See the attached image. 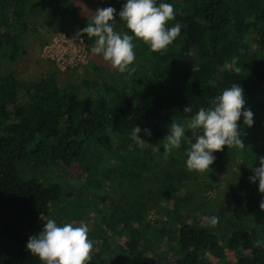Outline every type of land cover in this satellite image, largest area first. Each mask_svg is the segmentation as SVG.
I'll return each mask as SVG.
<instances>
[{"label":"trees","instance_id":"obj_1","mask_svg":"<svg viewBox=\"0 0 264 264\" xmlns=\"http://www.w3.org/2000/svg\"><path fill=\"white\" fill-rule=\"evenodd\" d=\"M31 2L0 0V56L9 61L17 57L28 25L22 19ZM166 2L175 12L169 23L181 24L182 38L159 52L135 40L131 75L110 68L99 78L94 66L96 76L85 77L77 86L61 83L54 74L27 81L0 73V264H40L26 242L43 222L53 219L54 206L63 201L76 210L68 222L83 220L90 229L88 264H264L261 194L258 182L249 181L256 157H264V147L256 148V142L257 151L241 154L239 169L230 179L227 225L177 222L191 202L179 195L172 174L164 184L167 191L173 189L168 199L175 216L167 221L151 222L103 193L116 174L139 178L152 170L148 162L164 156L169 125L190 118L185 107H208L236 83L244 91L245 104L261 102L264 108V0ZM46 5L55 17L67 11L59 0H47ZM118 29L126 31L122 23ZM83 41L86 48L91 46L86 37ZM134 126L142 129L143 143L130 138ZM191 142L186 129L181 147L172 152L186 159ZM214 155L215 162L205 171L209 176L233 168L227 147ZM74 164H90L99 174L96 180L87 176L80 196L67 195L60 181H45L44 168L66 174ZM27 166L33 169L27 172Z\"/></svg>","mask_w":264,"mask_h":264},{"label":"rangeland","instance_id":"obj_2","mask_svg":"<svg viewBox=\"0 0 264 264\" xmlns=\"http://www.w3.org/2000/svg\"><path fill=\"white\" fill-rule=\"evenodd\" d=\"M59 1L67 11L64 15L55 17L47 8V0H32L22 19L28 25L21 36L17 57L14 61H9L0 56V73L11 72L16 79L27 81L54 74L61 83H72L77 86L82 84L85 77L93 78L98 72L99 78L106 77L112 68L111 65L101 56L92 55L91 46L86 48L85 42L73 38L75 33L84 27L86 21L91 19L97 8L108 6L115 8L117 15L114 19L118 29L121 23L118 13L123 0H68V3L64 0ZM83 64L85 66H82ZM94 66L97 73L93 71ZM260 103L245 104V107L253 112L254 124L251 128L243 126L242 117L238 122L241 124L240 131L245 147L239 150L229 148V159L232 164L234 163L232 169L213 175L214 177L209 176L207 172L189 171L185 167L186 159L181 156V152L175 151L167 158L154 156V159L148 162L152 170L144 171L139 178L136 176L127 178L116 174L105 186L103 193H107L123 208L144 214L151 222L158 218L167 221L171 216H175V206L168 199V195L173 194V189L167 191L164 184L166 175L172 174L179 195L187 197L191 202V209L184 208L177 222L206 221L210 224L207 217L216 215L217 223L227 225L232 208L229 197L230 179L239 169L242 161L240 156L251 154L257 151L258 147L261 149L264 147V108ZM182 122L186 124V120ZM91 166L87 164L81 167L74 164L66 174H58V171L55 173L53 169L44 168L46 176L44 178L47 183L54 180L62 182L67 195L80 196V193L86 190L83 187L87 176L94 180L99 179V174ZM32 169V166L25 168L27 172ZM88 197L90 198V195ZM68 203L63 201L54 206L53 219L57 222H68L70 213L76 212Z\"/></svg>","mask_w":264,"mask_h":264},{"label":"clouds","instance_id":"obj_3","mask_svg":"<svg viewBox=\"0 0 264 264\" xmlns=\"http://www.w3.org/2000/svg\"><path fill=\"white\" fill-rule=\"evenodd\" d=\"M116 15V9L111 6L97 8L91 20L75 33L73 39L83 41L86 37L91 41L90 53L101 56L122 74L131 75L135 71V40L147 44L151 51L159 52L178 37L182 38L181 24L169 23L174 20L175 12L173 4L166 0H123L118 15L126 31L117 29ZM231 63L236 65L237 58L233 57ZM235 71L239 72V67ZM245 103L243 89L232 83L215 96L210 106L199 107L195 111L191 106L185 107L184 112L191 113V116L185 118L186 124L172 122L169 125L168 134L163 139L164 157L181 147L186 129L193 137L186 150L185 167L189 171H207L216 160L214 153L225 147L244 148L238 122L242 117L243 126L251 128L254 124L253 112L245 107ZM141 131L139 126H134L130 130V138L143 143ZM143 131L145 135H151L149 129ZM250 168L253 175L249 181L258 182L261 194L259 208L264 211V157H256L255 166ZM207 219L211 225L218 222L216 215ZM88 233L89 227L84 221L58 223L49 218L37 234L28 238L26 249L39 259L40 264H88L93 249Z\"/></svg>","mask_w":264,"mask_h":264},{"label":"built area","instance_id":"obj_4","mask_svg":"<svg viewBox=\"0 0 264 264\" xmlns=\"http://www.w3.org/2000/svg\"><path fill=\"white\" fill-rule=\"evenodd\" d=\"M83 43H84V41H83ZM86 46V45H85Z\"/></svg>","mask_w":264,"mask_h":264}]
</instances>
